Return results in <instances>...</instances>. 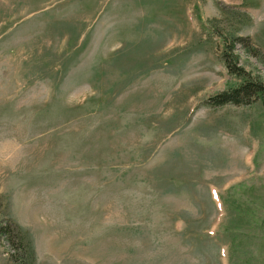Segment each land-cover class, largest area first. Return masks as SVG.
<instances>
[{
    "label": "rangeland",
    "instance_id": "374dc122",
    "mask_svg": "<svg viewBox=\"0 0 264 264\" xmlns=\"http://www.w3.org/2000/svg\"><path fill=\"white\" fill-rule=\"evenodd\" d=\"M233 36L264 80V0H0V264H264Z\"/></svg>",
    "mask_w": 264,
    "mask_h": 264
},
{
    "label": "trees",
    "instance_id": "16d2710c",
    "mask_svg": "<svg viewBox=\"0 0 264 264\" xmlns=\"http://www.w3.org/2000/svg\"><path fill=\"white\" fill-rule=\"evenodd\" d=\"M225 49L222 53L223 61L230 74L242 78V81L232 87L218 92L217 94L208 98V104L211 106H224L227 104L236 106H247L256 101H261L264 105V80L257 75H253L239 64V56L235 53L237 44L248 48L250 52H256V49L251 47L250 38L247 37H224ZM12 226L7 223L0 227V232L9 235V241L14 243V233ZM20 248L23 245L19 244ZM16 247V245L14 246ZM19 248V247H17Z\"/></svg>",
    "mask_w": 264,
    "mask_h": 264
}]
</instances>
